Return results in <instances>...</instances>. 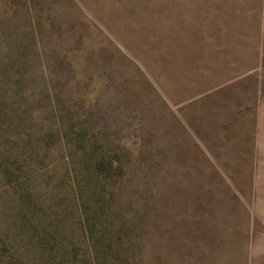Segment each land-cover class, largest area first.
I'll list each match as a JSON object with an SVG mask.
<instances>
[{"label":"rangeland","instance_id":"1","mask_svg":"<svg viewBox=\"0 0 264 264\" xmlns=\"http://www.w3.org/2000/svg\"><path fill=\"white\" fill-rule=\"evenodd\" d=\"M263 3L0 0V264H264V141L234 169L154 119L170 40L264 93Z\"/></svg>","mask_w":264,"mask_h":264},{"label":"crops","instance_id":"2","mask_svg":"<svg viewBox=\"0 0 264 264\" xmlns=\"http://www.w3.org/2000/svg\"><path fill=\"white\" fill-rule=\"evenodd\" d=\"M261 8L260 14L264 15V3ZM180 10L182 15H192L186 8ZM167 42L169 50L165 52L164 64L157 65L159 69L163 66L162 74H155L162 89L155 91L154 119L158 121L157 127L164 130V142L183 145L184 150L200 153L206 159L228 158L231 162L227 166L234 169L245 161L246 153L247 159L252 158V153L256 159L261 157L264 103L256 100L253 104L251 97L264 93L254 91L248 81L252 72L246 67L251 62L246 64L242 56L226 51L222 55L221 50L215 51L214 43L207 50L200 40ZM144 101L142 97L141 102ZM253 105L259 112L256 130L244 118L246 112L253 111ZM231 135L233 142L228 140ZM229 153L236 156H227Z\"/></svg>","mask_w":264,"mask_h":264}]
</instances>
